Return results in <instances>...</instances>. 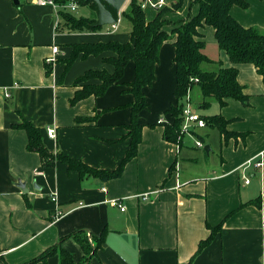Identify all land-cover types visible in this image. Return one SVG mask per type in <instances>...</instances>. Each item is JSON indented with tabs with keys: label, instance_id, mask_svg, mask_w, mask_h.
<instances>
[{
	"label": "crops",
	"instance_id": "obj_1",
	"mask_svg": "<svg viewBox=\"0 0 264 264\" xmlns=\"http://www.w3.org/2000/svg\"><path fill=\"white\" fill-rule=\"evenodd\" d=\"M175 1L164 0L163 7ZM244 1L246 8L231 6V16L243 27L264 33V0ZM142 9L147 20L159 11L147 3ZM197 11L198 5L183 0L180 8L169 9L163 17L172 22ZM92 15V7L85 4L83 16ZM112 25L73 31L51 5L0 0V264L28 263L61 238L59 247L70 253L71 264H264V79L252 63L232 64L218 47L212 27L200 29L210 59L200 68L217 71L234 65L248 104L229 98L220 106L208 97L206 110L198 111L192 104L194 87L200 103L204 98L197 85L183 103L199 116L220 114L227 120L226 130L236 135L223 138L218 131L219 141L207 144L204 153L192 142L201 138L198 127L193 137L181 136L180 144L165 138V125L173 120L167 110L176 104L174 46L168 39L159 47L154 80L143 88L147 105L138 113L142 126L136 155L120 175L80 177L58 159L62 154L111 171L129 148L127 125L135 100L128 91L132 61L121 81L102 95L70 102L77 89L74 81L88 70L112 72L103 58L114 55L79 53L67 65L73 46L131 41L128 23ZM53 45L59 52L52 65L46 58ZM23 119L39 129L53 156L51 165H43L39 153L27 149V133L16 126ZM49 128L55 129L54 138L48 137ZM258 160L260 167L255 165ZM144 194L149 198L143 199ZM112 199L119 200L124 211L110 204ZM254 199L259 205L251 203ZM219 223V233L191 260L198 243L209 235L208 225ZM81 230L90 243L91 236L106 230L101 246L87 258L75 239L66 238ZM60 261L55 253L34 264Z\"/></svg>",
	"mask_w": 264,
	"mask_h": 264
},
{
	"label": "trees",
	"instance_id": "obj_2",
	"mask_svg": "<svg viewBox=\"0 0 264 264\" xmlns=\"http://www.w3.org/2000/svg\"><path fill=\"white\" fill-rule=\"evenodd\" d=\"M52 1L57 5H62L69 0ZM77 2L78 5L89 4L92 7L93 15L89 17L75 16L70 11L61 9L58 10V14L63 24L69 30L79 32L100 29L102 26L94 27L92 25L95 21V3L84 0H77ZM182 3L183 0H176L171 7H162L153 19L147 20L140 3L136 0H129L127 8L121 9L120 14L130 23V42L109 41L107 43H82L73 46L67 65L79 53L83 57L89 54L97 55L103 51L113 52L114 55L103 58L105 62L113 66L112 72L105 69L88 70L74 81V86L77 89L70 100L71 104L91 95H102L110 85L118 84L121 81L127 63L130 61L134 63V77L128 84V91L133 94L135 99L131 105V120L127 125L130 136L129 148L119 165L111 171L88 167L79 160L62 154L58 155V159L65 162L69 169L78 171L80 177L88 174L101 179L115 178L120 175L125 163L136 155L142 126L138 122V113L147 105L143 88L150 85L154 80V67L158 61L159 47L165 40H171L174 46L172 62L175 67V87L173 94L176 104L167 110L173 120L164 128L165 138L170 142L181 143L178 136L182 123L183 99L194 85L199 86L204 98L199 105L200 108H203L208 104L205 100L208 97L216 98L220 106H223L229 98L248 104V96L237 81L235 64L252 63L264 79V33L253 27H243L230 14L231 6L237 5L246 8L247 2L244 0H190L191 5H198V11L195 15L172 22L163 17L169 9H178ZM169 24L173 26L170 31H167L165 26ZM205 26L213 28L218 47L225 51L230 62L234 64L233 66L219 68L217 71H203L200 68L202 62L210 61L204 52L205 41L200 31ZM48 71L49 69L46 70V72ZM93 80L96 82H90ZM200 117L204 120L205 126L216 128L223 138L236 135L226 130L227 120L220 114L200 115ZM16 126L24 129L27 133V149L38 152L43 165H51L53 156L43 145L39 129L25 119ZM251 203H257V201L254 199L251 200ZM257 205L259 204L257 203ZM221 224L208 225L209 235L198 243L191 260L219 233ZM105 232L106 230H103L97 237L91 236L93 243H90L82 230L73 232L66 238L75 239L81 245L84 257L87 258L101 246ZM62 240L63 238L25 264H34L55 253H58L61 264H71L70 253L59 247Z\"/></svg>",
	"mask_w": 264,
	"mask_h": 264
},
{
	"label": "built area",
	"instance_id": "obj_3",
	"mask_svg": "<svg viewBox=\"0 0 264 264\" xmlns=\"http://www.w3.org/2000/svg\"><path fill=\"white\" fill-rule=\"evenodd\" d=\"M35 2L39 5H51L53 6V8H55L56 10H67V11H74L76 10L77 6H78V2L77 0H69L67 3L62 4V5H57L55 4L52 0H35ZM145 3L151 5V7L155 8V9H160L163 7L164 4V0H157V1H150V0H144V2L141 4V7H144ZM57 23H55L56 25ZM112 27H115V24L112 25ZM59 52V48L57 45H53L52 46V55L50 57L46 58V63L49 64H54L56 61V57L57 54ZM5 96H9L8 93H5ZM182 123L180 126V135H189V136H194V128L195 127H204L205 126V122L204 120L195 112H193L190 108V106L188 104H184L182 106ZM160 121V120H159ZM47 135L50 138H54L55 137V129L54 128H49L47 129ZM194 143L196 147L202 148L203 147V143L202 141H200L199 139L194 137ZM255 165L257 167L261 166V161H256ZM245 184H247L249 182L248 179L244 180ZM143 199H148L149 198V194H144L142 195ZM110 204L114 205V206H118L119 209L121 211H124V205H122L119 200L117 199H112L109 201ZM60 212H57V214L55 215V217L57 218L59 216Z\"/></svg>",
	"mask_w": 264,
	"mask_h": 264
},
{
	"label": "water",
	"instance_id": "obj_4",
	"mask_svg": "<svg viewBox=\"0 0 264 264\" xmlns=\"http://www.w3.org/2000/svg\"><path fill=\"white\" fill-rule=\"evenodd\" d=\"M95 3V21L92 23L94 27L103 25H112L118 22L121 8L127 0H84ZM14 4H18L19 0H13ZM204 150L209 151V146L205 145ZM19 186L25 191L24 184Z\"/></svg>",
	"mask_w": 264,
	"mask_h": 264
},
{
	"label": "rangeland",
	"instance_id": "obj_5",
	"mask_svg": "<svg viewBox=\"0 0 264 264\" xmlns=\"http://www.w3.org/2000/svg\"><path fill=\"white\" fill-rule=\"evenodd\" d=\"M168 3L169 2H167V4ZM128 4H129V0H127L125 2V4L123 5L122 9H126L127 6H128ZM73 14L75 16H81V15L83 16V15H85V5H79L77 7V9L73 11ZM125 23H128V25L130 26L129 21L126 18H120L119 21H118V25H120V27L123 26V24H125ZM104 26H106V25H104ZM192 93H193L192 94V104H193L194 107H197V106L200 105V100H199V97H200L199 93L200 92H198V87H194ZM186 97H187V95H186ZM196 110H198V111H204L206 109H205V107H203V108H200L199 107V108H196ZM196 129L197 130L198 129H201L200 132H203V133L204 132L209 133V135L208 134H205L204 135L203 133H202V135L201 134H198L201 137L200 140L205 145H207V144L209 145L210 144L211 146H213V144H215V143H217L219 141V133H218V130L216 128H211V127L206 126V128H196ZM179 139H181L180 133H179V136H178V140ZM186 140H188V139L187 138L184 139V143L187 142ZM192 142H193V146L195 147V145H194V139L192 140ZM195 149L198 150L201 153H204L203 152L204 151V148L203 147L202 148L195 147Z\"/></svg>",
	"mask_w": 264,
	"mask_h": 264
}]
</instances>
